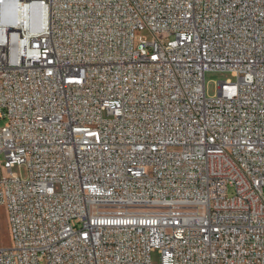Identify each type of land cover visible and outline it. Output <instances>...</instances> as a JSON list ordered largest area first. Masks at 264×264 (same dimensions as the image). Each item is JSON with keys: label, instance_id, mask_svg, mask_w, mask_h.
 Returning a JSON list of instances; mask_svg holds the SVG:
<instances>
[{"label": "built area", "instance_id": "obj_1", "mask_svg": "<svg viewBox=\"0 0 264 264\" xmlns=\"http://www.w3.org/2000/svg\"><path fill=\"white\" fill-rule=\"evenodd\" d=\"M2 121L0 264H264V0H0Z\"/></svg>", "mask_w": 264, "mask_h": 264}, {"label": "rangeland", "instance_id": "obj_2", "mask_svg": "<svg viewBox=\"0 0 264 264\" xmlns=\"http://www.w3.org/2000/svg\"><path fill=\"white\" fill-rule=\"evenodd\" d=\"M145 37L148 39H151V36L149 33H144L143 34ZM226 80H232L233 82L236 81L234 77H232L230 72H207L205 74V85H206V90H207V95L209 97L216 95L217 93V85L219 82H223ZM5 121H2L0 123V127L4 125ZM13 173L26 177V169L24 167H15L13 169ZM264 192V190H263ZM232 194V190H229V195ZM0 246L3 247H11L12 246V236H11V230H10V223L6 214V210L3 207H0ZM152 259L154 264H159V254L154 253L152 255Z\"/></svg>", "mask_w": 264, "mask_h": 264}]
</instances>
